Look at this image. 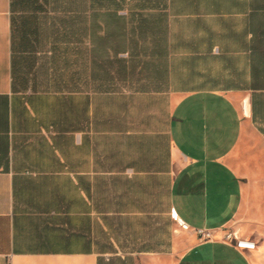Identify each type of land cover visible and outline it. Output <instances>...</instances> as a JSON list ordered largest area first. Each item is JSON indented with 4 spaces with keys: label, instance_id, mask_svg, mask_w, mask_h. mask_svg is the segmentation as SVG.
Returning <instances> with one entry per match:
<instances>
[{
    "label": "crops",
    "instance_id": "1",
    "mask_svg": "<svg viewBox=\"0 0 264 264\" xmlns=\"http://www.w3.org/2000/svg\"><path fill=\"white\" fill-rule=\"evenodd\" d=\"M66 8L0 0V264H264V0Z\"/></svg>",
    "mask_w": 264,
    "mask_h": 264
},
{
    "label": "trees",
    "instance_id": "2",
    "mask_svg": "<svg viewBox=\"0 0 264 264\" xmlns=\"http://www.w3.org/2000/svg\"><path fill=\"white\" fill-rule=\"evenodd\" d=\"M77 0H12L13 11V42L18 39H59L75 36V15L62 17L44 12V6L53 11L66 8L74 11ZM22 11L19 14V11ZM65 24L67 28L62 29ZM28 47V46H27Z\"/></svg>",
    "mask_w": 264,
    "mask_h": 264
},
{
    "label": "built area",
    "instance_id": "3",
    "mask_svg": "<svg viewBox=\"0 0 264 264\" xmlns=\"http://www.w3.org/2000/svg\"><path fill=\"white\" fill-rule=\"evenodd\" d=\"M178 222L184 230H189L190 226L186 222L178 219ZM196 233L200 235L205 240H210L213 238L214 234L208 229H195ZM224 239L230 242H234L235 246L243 250H254L257 246L256 242L251 238L239 237L237 232L234 230L228 231L224 234ZM7 264H12L11 260Z\"/></svg>",
    "mask_w": 264,
    "mask_h": 264
},
{
    "label": "rangeland",
    "instance_id": "4",
    "mask_svg": "<svg viewBox=\"0 0 264 264\" xmlns=\"http://www.w3.org/2000/svg\"><path fill=\"white\" fill-rule=\"evenodd\" d=\"M180 224V223H179ZM181 226V225H180ZM181 228H182V226H181ZM183 229V228H182ZM184 230V229H183Z\"/></svg>",
    "mask_w": 264,
    "mask_h": 264
}]
</instances>
